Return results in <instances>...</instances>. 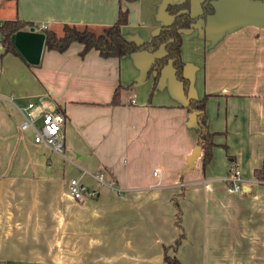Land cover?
Wrapping results in <instances>:
<instances>
[{
    "label": "crops",
    "instance_id": "crops-1",
    "mask_svg": "<svg viewBox=\"0 0 264 264\" xmlns=\"http://www.w3.org/2000/svg\"><path fill=\"white\" fill-rule=\"evenodd\" d=\"M180 1L0 0V24L98 28L121 7L122 35L144 42L171 21L166 5ZM201 1L191 0L194 14ZM214 7L206 23L181 31L187 96L209 94L207 127L216 133L204 169L195 114L171 63L149 100L146 71L163 47L80 56L74 42L61 53L44 47L36 65L0 47V264H162L163 247L180 233L174 254L182 264H264V183L253 176L264 157V1ZM118 85L125 88L111 105ZM44 101L65 114L62 154L19 129L20 108ZM233 166L238 193L225 180ZM72 177L97 196L76 202Z\"/></svg>",
    "mask_w": 264,
    "mask_h": 264
},
{
    "label": "trees",
    "instance_id": "trees-1",
    "mask_svg": "<svg viewBox=\"0 0 264 264\" xmlns=\"http://www.w3.org/2000/svg\"><path fill=\"white\" fill-rule=\"evenodd\" d=\"M214 1L216 0H202L200 2V11L197 14L192 13L191 0L168 3L165 10L171 15V21L161 25L159 30L149 40L144 42L128 40L122 35L121 26L127 22L128 12L121 7L118 9L115 21L110 25L93 28L89 25L63 23L60 25H47L40 31L44 33V47L47 50L61 53L67 50L72 43L77 42L82 45L79 51L80 56H83L91 49L96 50L102 57H120L140 51L154 53L160 47H163L165 53L159 57H155L146 71V76L153 74L149 100L153 96L162 69L168 63H171L174 68V75L181 84L183 94L187 96L190 81L184 74V61L180 52L182 45L181 31L193 28L198 21L206 23L209 17L215 12ZM30 27L35 28L37 24L18 18L4 20L0 24V39L4 53L11 52L24 59L12 45L11 35L18 30H26ZM24 61L26 64L31 65L26 60ZM123 88L125 87L121 85L115 88L109 104L115 105L120 102V92ZM208 97L209 94H204L201 98L187 96V103L185 105V109L188 112L195 114L196 124L199 130L197 145L202 149L201 163L203 169L212 159V151L215 146L214 136L216 134L215 132H211L207 127L205 109ZM62 113L64 114L63 111ZM253 176L257 181L264 183V157L261 166L254 169ZM226 184L228 186V183ZM176 207L175 223L180 227V209L178 204H176ZM182 237L183 233H180L171 246L163 247L162 264H182L174 254ZM170 248L173 254L168 253Z\"/></svg>",
    "mask_w": 264,
    "mask_h": 264
},
{
    "label": "built area",
    "instance_id": "built-area-1",
    "mask_svg": "<svg viewBox=\"0 0 264 264\" xmlns=\"http://www.w3.org/2000/svg\"><path fill=\"white\" fill-rule=\"evenodd\" d=\"M45 24H39L35 30L40 31L45 28ZM0 47H3L0 39ZM134 102V98H131ZM23 120L19 124L21 131L30 130L33 133V141L47 145L52 151L62 154L64 151V124L66 118L64 114L48 102H28L24 107L20 108ZM95 178L98 183L105 184L113 189H117L122 193L121 188H117L114 182L106 183L102 173H96ZM228 183V191L230 193H238L242 191V180L236 166H233L231 173L225 178ZM68 194L79 203H83L88 198L97 196L98 191L89 188L78 178L72 177L68 180Z\"/></svg>",
    "mask_w": 264,
    "mask_h": 264
},
{
    "label": "water",
    "instance_id": "water-1",
    "mask_svg": "<svg viewBox=\"0 0 264 264\" xmlns=\"http://www.w3.org/2000/svg\"><path fill=\"white\" fill-rule=\"evenodd\" d=\"M199 11L197 13H199ZM44 38L43 32L35 30L34 27H30L29 29L18 30L13 33L11 35V43L24 60L29 64L36 65L40 61L44 48Z\"/></svg>",
    "mask_w": 264,
    "mask_h": 264
},
{
    "label": "flooded vegetation",
    "instance_id": "flooded-vegetation-1",
    "mask_svg": "<svg viewBox=\"0 0 264 264\" xmlns=\"http://www.w3.org/2000/svg\"><path fill=\"white\" fill-rule=\"evenodd\" d=\"M258 1H264V0H258Z\"/></svg>",
    "mask_w": 264,
    "mask_h": 264
}]
</instances>
